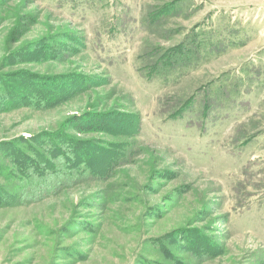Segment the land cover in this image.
<instances>
[{
	"label": "rangeland",
	"instance_id": "374dc122",
	"mask_svg": "<svg viewBox=\"0 0 264 264\" xmlns=\"http://www.w3.org/2000/svg\"><path fill=\"white\" fill-rule=\"evenodd\" d=\"M0 264H264V0H0Z\"/></svg>",
	"mask_w": 264,
	"mask_h": 264
},
{
	"label": "trees",
	"instance_id": "16d2710c",
	"mask_svg": "<svg viewBox=\"0 0 264 264\" xmlns=\"http://www.w3.org/2000/svg\"><path fill=\"white\" fill-rule=\"evenodd\" d=\"M190 59H191V57L186 56V55H185V58H184V56L182 57V55H181V57L175 56L174 59L172 61H170L169 66L165 67V69H166V71L176 70V69H178L181 66L182 63L185 64V63H187V61H190ZM182 66H184V65H182ZM188 105L186 107H184V109H182V111H181V113L179 115H182L185 112V109L188 108ZM103 126H104V123H101V126H99L100 127L99 129H102ZM77 127H78V129L80 131H87L89 129H93V126L90 128L89 126H83V125H80V124H78Z\"/></svg>",
	"mask_w": 264,
	"mask_h": 264
}]
</instances>
